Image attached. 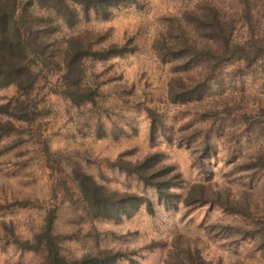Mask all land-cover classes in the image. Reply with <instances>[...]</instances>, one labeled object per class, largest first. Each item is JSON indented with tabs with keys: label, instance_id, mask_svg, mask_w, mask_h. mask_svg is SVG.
<instances>
[{
	"label": "rangeland",
	"instance_id": "1",
	"mask_svg": "<svg viewBox=\"0 0 264 264\" xmlns=\"http://www.w3.org/2000/svg\"><path fill=\"white\" fill-rule=\"evenodd\" d=\"M136 1L114 10L106 19L89 13L85 18L80 16L72 28L61 26L59 34L86 31L101 42H120L133 35L138 47L121 56L82 61L85 80L96 89L93 103L75 105L45 88L30 98L39 110L30 116L34 123L27 132L30 141L4 145L11 138L17 142L27 138L14 132L0 139V197L33 196L38 198L37 206L25 202L2 208L0 222L10 221L20 237L30 236L40 225L44 207L51 202L50 171L44 166L43 155L36 151V140L43 139L66 179L78 167L97 183L142 195L152 206L150 213L141 205L131 216L118 220L84 218L79 224L80 234L70 233L62 242V252L67 256L112 247L131 257V261L121 258L115 264H167L173 240L185 237L196 243L200 255L211 264H264V255L253 248L252 239L241 238L234 229L225 227L239 222L238 216L207 203L183 206L180 199L175 206L165 207L153 188L114 163L117 159L133 162L148 152H159V161L170 164L181 175L182 184L175 189L180 196L189 184L200 182L229 187L232 192L248 187L264 201V170L248 175L243 169L246 159L264 150V115H255L258 125L245 126L242 109L221 112L218 107V103L232 102L238 93L242 94L241 106L249 113L263 105L260 68H241L236 61L222 63L219 69L224 68L227 74H221L216 91L213 87L212 95L200 103L201 109H206L202 111L192 102L170 103L166 99L170 72L153 48V41L168 24V15L208 4L223 14H232L240 0ZM250 1L259 8L262 0ZM241 32L244 30L239 29L236 36ZM14 93L11 86L0 88V102ZM147 107L154 108L161 118L152 139ZM67 184L72 185L68 180ZM59 194L58 189L56 199ZM69 202L64 199L58 210L54 225L59 231L76 227ZM92 228L97 236L84 235ZM41 260L40 252L0 242V264H39Z\"/></svg>",
	"mask_w": 264,
	"mask_h": 264
},
{
	"label": "trees",
	"instance_id": "2",
	"mask_svg": "<svg viewBox=\"0 0 264 264\" xmlns=\"http://www.w3.org/2000/svg\"><path fill=\"white\" fill-rule=\"evenodd\" d=\"M127 3L137 4V1L0 0V88L11 86L15 90L12 97L0 102V139L11 132L18 137L27 135L23 141L11 138L4 145L30 141L28 133L34 124L30 116L39 112L30 100L36 91L45 88L75 105L93 103L96 89L85 80L82 61L86 58L105 60L135 51L137 40L128 35L120 42H101L86 31L59 34L61 26L72 28L80 16L85 18L89 13L106 19ZM197 8L185 9L176 16L168 15V24L158 33L153 48L170 72L166 80V99L170 103L192 102L197 110L206 111L201 109L200 103L212 95L213 87L216 91L221 74H227L224 68L219 69L222 63L240 62L241 68L258 66L264 82V0L259 8L250 0H240L232 14H223L211 4ZM239 29L244 32L236 36ZM233 99L218 103L219 110L242 109L245 126L258 125L255 115H264V104L253 106L255 110L249 113L241 106V93ZM218 107L216 103L215 109ZM146 112L152 139L161 118L154 108L147 107ZM247 113L251 115L247 116ZM262 118L264 121V116ZM36 141L39 148L36 151L43 155L44 166L51 175V202L44 207L40 225L28 237L18 236L10 221L0 222V242L40 252L42 260L39 264H115L121 258L131 261L126 251L112 247L67 256L61 245L70 233L80 234L79 224L84 218L118 220L121 216H131L141 205L150 213L149 199L132 192L109 189L78 167L73 170L72 177L66 179L45 141ZM203 148L207 149L208 144ZM160 156L161 153L151 151L133 162L117 159L114 163L125 173L135 175L144 186L153 188L158 202L165 207L175 206L176 200L180 199L183 206L207 203L238 216L239 222L225 224V227L234 229L241 238L252 239L253 248L264 255V201L254 196L253 189L245 187L232 192L229 187L195 182L180 196L175 189L182 184L181 175L170 164L159 161ZM243 164L248 175L263 171L264 150L252 154ZM67 180L72 185H68ZM58 189L61 195L56 199ZM64 199L70 201L72 216L77 220L76 227L70 228L69 232L59 231L54 225ZM37 200L33 196L30 199L29 196L7 198L4 195L0 197V209L25 202L37 206ZM84 235L97 236V232L92 228ZM195 244L185 237L173 240L167 264H211L200 255Z\"/></svg>",
	"mask_w": 264,
	"mask_h": 264
}]
</instances>
